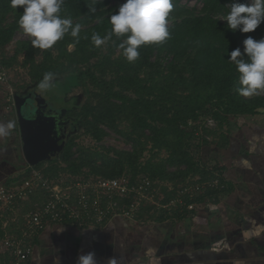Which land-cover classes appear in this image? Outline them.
Segmentation results:
<instances>
[{
    "label": "trees",
    "instance_id": "16d2710c",
    "mask_svg": "<svg viewBox=\"0 0 264 264\" xmlns=\"http://www.w3.org/2000/svg\"><path fill=\"white\" fill-rule=\"evenodd\" d=\"M191 1L201 6L191 5ZM234 2L247 4L246 0H173L167 25L170 38L162 44L141 46L139 58L130 63L119 47L126 37L113 35L100 47L91 39L94 33L104 37L111 31L110 17L124 0H64L62 17L70 18L73 25H82L79 42L66 34L48 50L35 49L31 37L19 36L24 33L18 24L23 7L14 9L10 0H0V65L8 74L21 68L39 85L44 74L51 72L53 82L65 84L64 95L83 87L87 97L80 110L76 109V98L68 100L66 106L85 133L101 141L110 130L130 146L86 147L71 137L60 155L36 166L19 154L17 161L24 160V172L0 184H19L38 170L50 185L64 187L77 181L125 176L140 183L145 178L150 188L159 192L157 203L170 205L180 197L186 205H196L190 211L179 203L164 209L143 201L134 219L137 222L186 217L209 201H216L228 187L222 191L204 187L184 195L181 191L217 175L227 185L224 167L205 159V151L226 144L224 128L231 118L264 111V91L251 97L240 96L239 73L228 60L235 48L243 51L247 36L264 38V23L246 34L228 29L224 19ZM67 79L72 83L69 87ZM1 96L7 97L3 93ZM6 103L15 112L14 96ZM208 117L215 120L214 127L202 125ZM64 175L68 180L61 183ZM49 199L48 191L40 185L19 201L14 211L0 210V240L6 235H20L25 215ZM114 200L119 202L116 211L127 209L132 201L117 196ZM0 264H13L9 252L0 251Z\"/></svg>",
    "mask_w": 264,
    "mask_h": 264
},
{
    "label": "crops",
    "instance_id": "0c3cea01",
    "mask_svg": "<svg viewBox=\"0 0 264 264\" xmlns=\"http://www.w3.org/2000/svg\"><path fill=\"white\" fill-rule=\"evenodd\" d=\"M1 88V87H0ZM0 92V183L24 172L12 107ZM226 144L205 154L224 167L227 189L189 216L166 221L116 217L100 227L55 223L34 243L29 264H77L94 252L97 264H264V111L233 117ZM21 172V173H19Z\"/></svg>",
    "mask_w": 264,
    "mask_h": 264
},
{
    "label": "clouds",
    "instance_id": "9594fccd",
    "mask_svg": "<svg viewBox=\"0 0 264 264\" xmlns=\"http://www.w3.org/2000/svg\"><path fill=\"white\" fill-rule=\"evenodd\" d=\"M63 3L64 0H10L12 8L24 9L18 24L32 38L33 48L51 49L66 34L79 42L82 25H73L70 18L62 17ZM173 7V0H124L110 17L111 31L104 37L94 33L92 42L100 47L113 35L126 37L119 47L128 62H135L141 46L162 44L170 38L167 25ZM224 20L233 32H255L264 23V0H251L247 4L234 2ZM228 60L239 73L237 91L240 96L251 97L264 91V38L256 40L247 36L243 40V51L240 47L235 48L229 53ZM53 79V73H45L39 87L52 88ZM11 128V122L0 125V134H8ZM77 264H97L95 253L80 255ZM109 264H116L115 259H110Z\"/></svg>",
    "mask_w": 264,
    "mask_h": 264
},
{
    "label": "built area",
    "instance_id": "2783aa9c",
    "mask_svg": "<svg viewBox=\"0 0 264 264\" xmlns=\"http://www.w3.org/2000/svg\"><path fill=\"white\" fill-rule=\"evenodd\" d=\"M0 92L7 95L8 101L13 100L14 90L10 84V76L5 68L0 65ZM205 127H214L216 122L208 117L202 123ZM34 176L28 180L12 186L0 184V210H15L19 201L26 199L41 185L49 193L50 199L43 206L28 212L20 227V235H6L0 240L2 252L7 251L13 259V264H29L34 249V237H38L46 226L55 223H69L79 227H100L108 224L116 217H126L134 220L137 210L143 201L155 203L158 208H170L177 203L193 211L195 203L186 205L179 197L170 205L157 203L159 192L150 188V182L142 178L140 183L132 182L129 177L113 179H100L98 181H77L66 187L60 184L50 185L47 179L34 171ZM224 190L227 185L218 177L202 185L185 186L181 194H193L201 188ZM117 197H129L132 199L127 209L116 211L119 202Z\"/></svg>",
    "mask_w": 264,
    "mask_h": 264
},
{
    "label": "water",
    "instance_id": "95a60500",
    "mask_svg": "<svg viewBox=\"0 0 264 264\" xmlns=\"http://www.w3.org/2000/svg\"><path fill=\"white\" fill-rule=\"evenodd\" d=\"M27 91L14 95L16 123L23 157L36 166L61 154L65 134L62 115L46 112L48 101L35 91Z\"/></svg>",
    "mask_w": 264,
    "mask_h": 264
},
{
    "label": "rangeland",
    "instance_id": "374dc122",
    "mask_svg": "<svg viewBox=\"0 0 264 264\" xmlns=\"http://www.w3.org/2000/svg\"><path fill=\"white\" fill-rule=\"evenodd\" d=\"M247 3H250L251 0H246ZM186 2V1H184ZM191 5H198L201 6L200 3H197L195 1H191L190 2ZM25 33H23L22 35H19L20 37H25L24 35ZM28 36V35H26ZM14 46L11 44L9 46L10 49H12ZM70 49H73L72 46H69ZM10 76V84L14 90V92H17V89L19 90L22 86L25 85H37L36 82L32 81L30 76L28 75V73L26 72V70H23L21 68H17V69H12L11 72L9 73ZM68 81V82H67ZM66 86L69 87L70 84H72L70 82V80H66ZM53 87L50 89H42L44 91V96L48 99V101L52 102V101H56L57 104L61 105V106H66L67 105V101L70 100L71 98H76L77 99V111H79L80 109V105L83 104L84 99L87 97L84 93L83 87H76L74 89H72L69 93H67L66 95H64V89H65V84L62 85V83H55L53 82ZM41 89V88H40ZM40 95H42V93H40ZM65 96V97H64ZM4 98V97H3ZM6 99H2V102ZM69 105H72L69 104ZM75 107V106H74ZM76 109L74 108V111L76 112ZM73 117L76 118V116L73 115ZM108 131V135L106 137L103 138V140L101 141H97L95 139H93L91 136L87 135L85 133V130L82 126H79V128L77 129L76 132H72L73 133V138H75V143L80 144V145H84L86 147H100V146H113L119 149H130L129 144L125 143L123 138H121L120 135L116 134L113 131L107 130ZM71 134V133H70ZM70 134L68 136H70ZM75 149V148H74ZM205 159H207L208 157L205 155L204 157ZM26 164H28L26 162ZM39 171V170H38ZM21 173V172H19ZM41 174V173H40ZM68 180V176L64 175L60 181L61 183H65V181ZM92 181V180H90ZM71 184V183H70ZM67 184V185H70ZM0 251H3L2 248H0Z\"/></svg>",
    "mask_w": 264,
    "mask_h": 264
},
{
    "label": "flooded vegetation",
    "instance_id": "af4514ba",
    "mask_svg": "<svg viewBox=\"0 0 264 264\" xmlns=\"http://www.w3.org/2000/svg\"><path fill=\"white\" fill-rule=\"evenodd\" d=\"M25 88L28 89L27 93H29L31 91H35L39 95H40V93H42L43 99H46L48 101V99L44 96V91L42 89H40L38 84L37 85H28ZM58 109H60V110L58 111ZM64 109H65V111H64ZM45 110H46V112H49L52 114H57V115L61 114L62 115V121H63L62 129H63V133L65 134V138H63V141H65V145H64V148H65L67 142H69V140L73 136V133L77 131L80 124L78 123L76 118L73 117V115L71 114V112L69 111V108L67 106H61V105L57 104L56 101H52V102L48 101V105H46ZM59 134H61V133H59ZM69 134H70V136H68Z\"/></svg>",
    "mask_w": 264,
    "mask_h": 264
}]
</instances>
